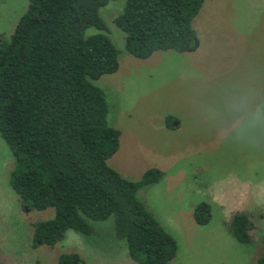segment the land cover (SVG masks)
<instances>
[{
    "label": "rangeland",
    "instance_id": "obj_1",
    "mask_svg": "<svg viewBox=\"0 0 264 264\" xmlns=\"http://www.w3.org/2000/svg\"><path fill=\"white\" fill-rule=\"evenodd\" d=\"M125 3L112 0L100 9L105 33L120 51L119 69L95 82L106 95L108 123L121 131L119 150L108 163L132 180L152 167L165 172L138 196L178 241L170 264H255L264 254V150L233 144L232 125L220 110L235 91L264 95V0H205L193 21L195 48L157 51L146 59L127 51L126 34L114 21ZM28 4L0 0V39L13 33ZM14 166L0 133L3 264H58L67 252H77L81 264H140L118 238L113 216L89 219L95 228L91 235L71 229L53 247H34V224L53 218L55 209L22 205L10 182ZM203 201L211 205L207 225L193 216ZM236 212L249 214L253 222L250 243L230 232Z\"/></svg>",
    "mask_w": 264,
    "mask_h": 264
},
{
    "label": "trees",
    "instance_id": "obj_2",
    "mask_svg": "<svg viewBox=\"0 0 264 264\" xmlns=\"http://www.w3.org/2000/svg\"><path fill=\"white\" fill-rule=\"evenodd\" d=\"M28 1L13 33L0 39V133L15 159L10 182L22 205L55 209L53 218L34 224L33 246L53 247L71 229L91 235L89 219L113 216L133 260L170 264L178 241L138 196L165 172L152 167L132 180L108 163L119 150L121 131L108 123L106 95L95 82L120 65L100 15L112 0ZM204 2L126 0L114 21L137 58L186 52L197 44L193 21ZM89 28L100 32L88 34ZM173 121L168 116L167 126ZM193 216L207 225L210 203L200 202ZM229 229L239 242L253 241L249 214L236 212ZM58 264H81V257L62 253ZM255 264H264V254Z\"/></svg>",
    "mask_w": 264,
    "mask_h": 264
},
{
    "label": "clouds",
    "instance_id": "obj_3",
    "mask_svg": "<svg viewBox=\"0 0 264 264\" xmlns=\"http://www.w3.org/2000/svg\"><path fill=\"white\" fill-rule=\"evenodd\" d=\"M221 116L233 128V144L251 150H264V95L246 89L226 96Z\"/></svg>",
    "mask_w": 264,
    "mask_h": 264
}]
</instances>
